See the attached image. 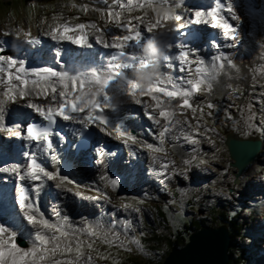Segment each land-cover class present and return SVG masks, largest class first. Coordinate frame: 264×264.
<instances>
[{
    "label": "snow or ice",
    "instance_id": "6c2138e0",
    "mask_svg": "<svg viewBox=\"0 0 264 264\" xmlns=\"http://www.w3.org/2000/svg\"><path fill=\"white\" fill-rule=\"evenodd\" d=\"M104 2L108 4V0H104ZM215 2L217 9L226 8L227 12L232 14V19H240L234 13L235 0H215ZM118 3V9L109 5L106 10L107 21L114 24L116 28L121 29L122 35L109 34L95 23L90 25L79 23L75 26L65 23L55 27L50 33L53 40L68 39L71 43L80 47H90L91 44L87 42L84 35L73 38L67 34L77 31L83 33L89 27L95 29L100 33L97 38L98 42L104 48L114 50L113 55L100 70H94L89 74L79 73L76 75H71L68 72L61 73L49 67L29 70L23 61L18 62L14 58L0 56V62H3V64H0V73H6V76L0 77V79H6L8 82L6 90L2 93L3 98L0 99V131H8L15 136L33 142L41 153H48L53 151L52 137L58 135L54 133V126L57 123V118H60L62 121L79 125L81 131L77 135L81 137L85 136V133L94 127L108 136H112L114 131L116 135L113 138L122 141L126 146L140 143V146L151 154L153 163L156 164L160 163L157 154L165 152L163 145L166 138L170 140L182 138L189 145L200 143V140L196 137L207 135V132L211 129L201 131L199 123L193 126L189 121L182 122L177 117L184 115L188 109L194 114L197 112V108L190 102L191 99L195 94L201 93L205 84L211 89L214 77L225 67L223 61H227L230 67L235 68V65L228 57H214L211 64L207 65L205 60L190 56L192 50L189 46L176 45L171 42L167 44L165 49L169 52L178 49V55L165 54L163 60L153 59L145 53L144 45L147 41L154 40L156 37H143L140 25L144 26V32L146 33L155 31L162 35L161 30L166 28L168 22L185 20L184 16L177 14L175 11L176 8L183 6L182 0L180 3H173V0H118ZM146 8L152 12V17L147 22H145V18L148 16ZM81 10L87 13L88 8L83 7ZM137 10L142 14L133 16L132 13ZM125 12L128 14V19L126 23H123L121 17ZM205 15L215 21L211 25L213 28L222 29L225 34L231 33L233 35L230 38H235L234 33L237 29L222 17H218L216 9L207 13L195 11L194 18L186 21L184 26H187L188 23L207 24L209 21L203 19ZM133 21L138 23L134 24ZM181 30V28H177L171 31L180 32ZM3 35L7 36L9 33L5 32ZM28 35L30 36V33ZM105 35H110V39H105ZM31 42L30 39L29 43ZM234 46V44L228 45V47ZM173 61L180 63L179 71L187 72L186 77H174L170 72L161 71L162 65L168 69L175 68ZM217 61H220V63L218 64ZM157 65L160 74L150 83H143L137 78V72L145 71ZM29 83L34 86L38 85L39 91L34 92L33 89L29 88ZM58 85L61 90L57 94ZM49 94H51L50 99ZM30 96L43 98L47 101L46 104L31 103L29 105L42 118L41 123L23 126V133L13 132L12 127L3 125L4 105L15 102L17 99H28ZM145 96L151 97L155 101L154 107L151 104H142L141 97ZM125 102L143 107L147 118L160 129L157 134L160 146L138 142L137 136L123 122L113 123L107 112H118ZM207 107L212 109L214 105L209 103ZM149 108L152 109V112L147 111ZM200 112L203 113V109H200ZM202 118L201 116L200 119ZM176 132H179L178 136ZM209 140H211L210 137ZM94 151L97 153V162L103 163L102 157L106 154L105 149L97 145ZM27 161L23 174H21L18 166L0 167V172L14 173L21 181H55L54 186L57 189L66 188L67 191L73 192L72 187H67L73 181L69 179L67 173L61 175L60 167L49 170L34 153L28 155ZM51 161L55 165L61 164L56 155L51 156ZM185 163L189 162L185 161ZM162 167L166 169L168 164L165 163ZM164 174L162 171L161 175ZM100 179L113 188L119 184V181L115 178L110 180L107 174L101 175ZM38 190L39 185L37 186ZM74 195L90 201L98 199V197L92 195L84 196L79 190L75 191ZM102 195L104 198H108L106 194ZM28 200L29 195L22 189L19 196V207L29 209V212L25 213L26 220L29 225L36 229L33 246L29 250L17 247L14 242L15 236L9 232L8 227L0 226V264H96L92 253L96 252L94 245L97 240L102 241L109 248L124 246V242L120 241L118 234L110 236L109 231L99 223L95 225L87 224V226L81 228L67 225L63 221L50 222L49 219L44 218L43 214L37 215L38 210L27 204ZM139 203L143 204L144 201ZM121 207L137 213L141 211L139 207H134L131 203H124ZM82 235H86L91 239L85 242L81 239ZM5 236L8 237L7 240L4 239ZM117 241L120 242L117 243ZM130 243L139 245L140 242L139 240H133ZM96 259L106 261L110 259V255L100 252L97 254Z\"/></svg>",
    "mask_w": 264,
    "mask_h": 264
},
{
    "label": "rangeland",
    "instance_id": "374dc122",
    "mask_svg": "<svg viewBox=\"0 0 264 264\" xmlns=\"http://www.w3.org/2000/svg\"><path fill=\"white\" fill-rule=\"evenodd\" d=\"M102 2L103 4H105L104 0ZM35 3L37 2H34V0H0V26L6 25L7 27L3 28L5 30L11 29L12 34L10 36L13 38L16 37L18 39L20 37L15 32V30L19 32L20 29L26 28V25L28 28L34 27V29L39 30L40 37H44L46 40H48L51 37V31L55 27L59 26V23L63 24L62 22H59V20L61 21L63 15L66 16L67 20L72 17L71 15H75L77 18L82 17L81 15L96 16V18L88 20L89 22H91L90 24L96 23L95 21H104L106 24L107 21V13L103 9H100L101 14L105 17L104 20L103 16L97 13L96 8L98 7V5L96 4L83 5L81 9L83 7H87L88 11L87 13L81 12V15H79L76 13V8L74 6H71L73 0H45L41 4L43 5V8H40V3L38 4L39 6L35 7ZM46 5L48 7L45 8ZM114 7L118 8L119 6L116 4ZM58 8L60 9L59 11H57ZM254 8L255 10L259 11L262 10V0H258ZM251 10L252 13H254V17L258 15L257 12H254L253 8H251ZM126 17L127 16H125V18ZM133 23L137 24L138 22L133 21ZM102 24L104 23H101L100 27ZM106 26L112 27L114 26V24L111 25V23H107ZM140 26L143 27V25ZM240 30L244 32V28H241ZM246 30L247 29H245V31ZM260 31L261 29H259L257 33L258 39H260L258 43H260L261 46H259L257 50L251 49L250 51H246L244 53V51L238 47L235 51V56L239 55L250 59V75L247 77L245 72L240 69L239 74H231L230 76H225L226 82L224 83L223 91H226L228 88L227 95L224 96L221 100L220 112L218 113L219 118H213L212 123L214 124L212 125V127H208V122L210 121V119L207 116V112H199L198 114H195L196 116H198L196 117L195 115H193L191 110L188 109L186 110L184 115H179L177 117L182 122L187 120L193 126H195L196 121H193V119H200V117L202 116L203 118L198 121V123L201 125V131L205 129H211V131H208L207 135L197 136L196 138L200 140V143L197 145L187 146L185 144L186 142L184 141L183 146H176L177 142L182 143V138L176 140V142H172V145L175 146V149L172 150L174 152V160L170 170L172 171L171 174L174 175L171 176L170 179L175 180L174 185H176V188L173 189L175 197L173 199L174 201L172 202L174 203L171 204L169 208L160 206V208H158L157 202L148 203V208L146 209L145 207L141 206L143 210L141 208V211L139 213L130 210L132 213L136 214L134 224L132 225L131 222L127 224L126 220H128V218H125L124 220L121 216H119V223L121 226L119 227L118 231L115 230L114 232H112V234L109 228L104 227L109 231L110 236L118 234L120 237V241L124 242V246L119 248L113 246L109 248L108 245H104L102 241L97 240L96 244L94 245L96 248V252L92 253L96 264H158L161 260H165L172 249L168 247V241L166 240V237H169L171 235L174 236V234H176L177 232L182 233V231L186 234V236L189 237V235L196 230L195 228H184L185 222L191 223L193 219H199V217H213L211 209H209L208 207L213 204L223 202L227 207H229L235 203L242 202L244 195H249L251 191L253 192L255 190V188H252L251 186L254 185L253 183L255 181H264V150L259 155V160L252 163L245 170L243 175H241V177L243 178V183L242 178L240 179V182L235 183V177L233 175L234 169L230 166L231 159L227 147L224 143L226 134L229 132H235V134H239L243 138L263 136L264 139V117H262L264 103L261 102L264 99V45H262L263 42ZM162 32H164V29H162ZM69 34L70 33H68L67 35ZM262 34L264 35V31H262ZM97 35H100V33ZM10 39H8L7 42H1V48H5L6 50L9 49L8 46L10 45ZM25 42H29V40ZM250 48L252 47L250 46ZM256 93L258 94V96L256 95ZM30 98L31 96L28 99H24L21 104H23V102H26L29 105V102L33 103L30 101L31 99H37L35 96H33V98L31 99ZM148 99L155 106V101L152 100L151 97H149ZM16 101L14 102V105L8 108L6 111L10 112L11 110H19L18 106L21 104H17ZM28 105L26 106L29 108L30 106ZM130 105L131 108L136 109V104L131 103ZM137 107L140 109L139 105H137ZM145 115L146 114L144 110V116ZM134 117V114H131V118ZM140 118H142L141 115L139 119ZM6 120L7 117H4L5 124L10 122ZM185 128H187L186 125ZM176 135L178 136L179 132H176ZM209 137L211 138V140H209ZM3 144L7 143L4 142ZM138 146L142 148L140 145ZM7 150L10 151L9 148H7ZM139 151L143 152V150ZM158 155L160 160H172V158L168 155L161 153H158ZM165 156H167V159ZM185 161H188L189 163H185ZM146 163L147 165H149L150 159H147ZM119 166L120 169H123L122 164H119ZM201 176L203 177L199 178ZM161 179H163V177H161ZM187 180L193 182L188 185ZM13 182H15V179L11 183ZM244 183L245 187L242 188L241 186H243ZM9 185L11 186L12 184ZM54 185L55 184H53L51 188L55 187ZM170 188H172V185L169 187V190ZM181 188H184L186 190H183ZM229 188L233 189V192L231 194L229 193ZM55 190H57V188ZM73 190L75 189L73 188ZM44 191V198L49 196L50 199H55L51 195V192L47 190L46 185H44ZM81 191H83L86 196L90 195L88 194V192H85L84 188L81 189ZM36 193H38L37 190ZM77 197L78 196H67L66 198L77 199ZM253 197L256 201H252L251 207H248L245 203H241L240 207L247 210H252L253 208L261 209L263 204V201H260L261 197L256 194H254L251 199ZM112 198L113 200H116V195L113 194V197L111 196V199ZM57 199L61 198L57 197ZM76 201H78V199ZM109 204H111V201L107 199L103 200L101 203V205L103 206H109ZM243 204L245 206H243ZM83 205L88 206L84 202ZM83 205H81V207L79 208H82ZM136 206L137 204H135V207ZM71 207L73 208L78 206L71 205ZM121 210L125 211V209ZM98 211L101 212L102 209L99 208ZM1 217L8 218L9 221H6L8 225H5V227H8L10 233L14 234L17 232V229H20L19 225H17L18 228H14L12 226V224L10 223V216L5 213L2 204H0V218ZM14 217L18 220V215L14 214ZM59 221L60 220H58V222ZM263 221L264 215L261 214H253V216H249L244 212L239 215L237 222L239 224H243L245 227H249L250 229V231L248 230L244 234L246 236L245 240L237 239L239 244L242 243V245L244 244L245 247L246 245H248L246 247V249H248V252L245 253L243 262H241L240 264H264V238H260L263 244L258 248V245L255 244L256 235L254 233L256 231H259L260 229L262 230V226L260 225ZM2 223L3 221L1 220L0 224L2 225ZM78 223H80V219L77 220V222L73 226L80 227ZM96 223L97 220L93 222L94 225ZM206 223L210 224V222ZM9 224H11V226ZM126 224L127 226H125ZM24 229L26 230V228ZM33 231H35V228L32 227V231L24 235V239L27 240L28 244L25 248L22 249L29 250L33 246ZM127 234H129L130 236L129 240L126 241L124 235ZM156 235L157 237H165L163 238L162 244L156 245L155 240H153ZM6 238L8 239L7 236ZM81 239L87 242L91 238L86 235H82ZM133 240H139V245L130 243V241ZM120 241H117V243H119ZM16 245L17 247L21 248L17 243ZM154 245L156 249H154V251H149V249ZM241 247L242 246H240V248ZM100 252L109 254L110 259L106 261L96 259L97 254Z\"/></svg>",
    "mask_w": 264,
    "mask_h": 264
},
{
    "label": "bare ground",
    "instance_id": "6f19581e",
    "mask_svg": "<svg viewBox=\"0 0 264 264\" xmlns=\"http://www.w3.org/2000/svg\"><path fill=\"white\" fill-rule=\"evenodd\" d=\"M103 1V0H102ZM101 1V3H103ZM240 6L236 9V12H237V14H239V15H242V14H244V13H248V12H250L251 14H252V16L250 17V18H248L247 19V21L246 20H244L243 18H240L238 21H239V23H240V29L241 28H244V31H245V29H250V36H248V40L250 41V42H254L255 40L256 41H260V39H258V30L259 29H261V38H262V36H263V34H262V31H264V14H263V12H264V9H263V6H264V0H262V10H255V6L253 7V6H251L250 4H246L245 2L246 1H248V0H235ZM117 5L119 6V3H117ZM251 8H253V10H254V12H257V14L258 15H256L255 17H254V13H252V10H251ZM60 9L58 8L57 9V11H59ZM146 10H147V8H146ZM100 17V16H99ZM126 18H128V17H126ZM48 22V21H47ZM59 22H62L63 23V21L61 20H59ZM95 22H97L99 25H98V27H100V24L101 23H104L105 24V22L104 21H102V22H100V21H95ZM47 24V23H46ZM104 24H102L101 25V28H103V29H105V32H107V33H109V34H113V33H115V34H123L122 33V31H121V29H118V28H116L115 27V25L114 26H106L107 25V23L104 25ZM175 23L173 22V21H170V22H168L167 23V26H166V28L164 29V31H166V30H168L169 28H171L173 25H174ZM59 25H61L60 23H59ZM112 25V24H111ZM244 26V27H243ZM3 27H7L6 25H3V26H0V43L1 42H7V40L8 39H10V35L12 34L11 33V29H7V30H5ZM26 28H22V29H20V31L18 32L17 30H15V32L19 35V39L18 40H20V41H22V42H25V41H27V40H30V39H32V38H35V40L34 41H32L31 43H30V49H31V51L30 52H24V53H20V54H17L16 56H10V57H7V56H5V55H3L4 57H6V58H14V59H17L18 61H22V59H23V55H26L27 56V58L29 59V58H33L34 57V59H33V62H32V64H29V65H39V64H41V59H40V57L42 56V55H44L45 54V52L44 51H46V52H48L49 53V50H48V47H47V45L48 44H51V42L52 41H54L51 37L48 39V40H46V45H45V47L43 48V49H39V46H38V40L39 39H41V38H44V37H40L39 36V30H37V29H34V27L33 28H28L27 27V25L25 26ZM9 30V31H8ZM107 30H110V31H107ZM53 31V30H52ZM51 31V32H52ZM140 31L142 32V34L143 33H146V32H144V26L142 27V26H140ZM162 31V30H161ZM5 32H7V33H9V35H7V36H5V35H3V33H5ZM30 33V36L28 35ZM97 34H99V33H97ZM96 34V36H95V40H96V43L98 44V45H100V46H102V44H100L99 42H98V40H97V38H98V36L99 35H97ZM146 34H148L149 36H151V35H153V34H157V32H153V33H146ZM11 38H13V37H11ZM28 38V39H27ZM105 39H110V35H105V37H104ZM24 39V40H23ZM50 40V41H49ZM36 41V42H35ZM153 44H157V42H156V39H154V40H152L151 41ZM10 43H11V41H10ZM36 43V46H34V44ZM11 46L12 45H9L8 47L9 48H11ZM103 47V46H102ZM133 47H135L134 45H133ZM84 48V52H86V47H83ZM105 49V48H104ZM80 50V48L79 47H76V46H74V45H72L71 44V46H70V50H69V52H67V54H66V56H65V61H68L69 59H70V57L72 56V54H71V52H77V51H79ZM0 51H2V53H5V54H9L8 53V51H9V49H5V48H1V46H0ZM83 52V53H84ZM31 53V54H30ZM23 54V55H22ZM98 55H101V51H99L98 52ZM148 55V54H147ZM9 56V55H8ZM21 56V57H20ZM29 56V57H28ZM84 56H85V54H81V56H80V58H81V60L83 61V58H84ZM109 56H107V58H108ZM211 58H214L213 56H210ZM239 60H240V57H237ZM81 60H79V61H81ZM239 60H237V61H239ZM58 61V60H57ZM255 61V60H254ZM25 62V61H24ZM82 63V62H81ZM0 64H3V62H0ZM28 65V66H29ZM6 66V65H5ZM226 66V65H225ZM227 67H228V71H227V74H232V72H233V74L235 73V70H237L238 71V74H239V72H240V68H233V67H230V66H228L227 65ZM14 71V70H13ZM163 72H170L171 74H172V71H171V69H168V68H166V67H164L163 66ZM138 75V79L141 81V82H143L144 83V80H143V74H137ZM4 76H6V73H0V77H4ZM216 76H221L223 79H224V81L226 82V78H225V76H223V75H220V72H218L217 74H216ZM154 79V78H153ZM1 81H0V88L1 87H4V86H6L7 85V80L6 79H0ZM224 82V83H225ZM223 83V84H224ZM223 84H221V86L223 85ZM58 91V90H57ZM59 92V91H58ZM156 95H160V94H156ZM51 98V94H49V99ZM142 98H145V99H142ZM31 99V98H30ZM24 99H19V100H17L16 102H17V104H21L22 103V101H23ZM141 100H142V103L143 104H151V105H153V107H154V104L148 99V98H146V97H141ZM31 102H33V103H41V104H46L47 103V101H45L43 98H37V99H31L30 100ZM8 105H9V103H7ZM31 103L29 102V105H30ZM131 103H127V102H125V104L124 105H122L121 107H120V109H122L123 107V110L125 109V108H127L128 106H129V108H130V110H131V105H130ZM14 105V102L11 104L10 103V107H12ZM28 105V104H27ZM28 105V106H29ZM5 106H7V105H4V107ZM9 106H7V107H5V109H4V113H6L5 114V118L7 117V120L6 121H10V122H8L7 124H5V121H4V119H3V125L4 126H8V125H10L11 124V122H14V121H11V120H9V114H12V113H17L16 111H18V112H21L22 110H21V108H19V110H11L10 112L9 111H6L8 108H10ZM27 107V106H26ZM151 108H149V109H147V111L148 112H151ZM120 114V113H119ZM135 114V113H134ZM18 116V115H17ZM18 118V117H17ZM130 118H131V116H130ZM133 119H131L129 122H131ZM99 136L101 137V138H104V137H109L108 135H105L104 133H99ZM13 137H16V138H19V136H15V135H13L12 136V138ZM7 143V144H3V143ZM6 145H7V148H9L10 149V151H8L7 150V148H6ZM0 147H1V149H2V151L1 152H7V153H11V151H12V149L14 148V144L12 143V142H8V141H5L2 137L0 138ZM162 154V153H161ZM131 156L132 157H138L139 156V153L136 151V150H132V152H131ZM159 156V155H158ZM162 156V155H161ZM166 157V159H167V156H165ZM0 159H1V157H0ZM169 160V159H168ZM167 160V161H168ZM119 164H121V163H118V164H114V165H112V168H107L108 170H112V169H116V170H122V169H120L119 167ZM147 164L143 161V166L145 167ZM114 166V167H113ZM21 168V166H19V169ZM140 170L138 169V172H139ZM0 196L1 195H5V198H2V200H1V202L3 203V205H2V207L5 205V206H8L9 205V207L11 208L12 207V203H13V198H12V195H11V187H12V185L10 186L9 184H12L11 182L12 181H14V179H15V181H17V179H18V176L16 175V174H14V173H6V174H3V176H2V174H0ZM121 178H123V176H121ZM90 181H93V179L92 178H90ZM94 182H98V179L97 178H95L94 179V181L92 182V183H90V184H88L87 186H90V185H92ZM56 182L55 181H45V182H42V184H43V187H44V185H46L47 186V190H49L50 192H51V195L55 198V199H57V197H63V198H66L67 196H69V197H71V196H76V195H74V192L75 191H77V190H79V191H81V189H83L82 187H77L76 185H74V184H71V185H67V186H71L72 188H74L75 190H73V192H69V191H67L66 190V188L65 189H57V190H55L56 189V187H53V188H51L52 187V185L53 184H55ZM85 187V188H88V187ZM254 187V185L252 186V188ZM84 188V189H85ZM44 189V188H43ZM94 189H96V187H94ZM84 191V190H83ZM83 191H81L82 193H83V195L84 196H86V194H84V192ZM45 192V191H44ZM44 192L43 193H41V192H38V193H36V189L34 190V194L35 195H38L39 193H41V195H43L44 194ZM85 192H88V194H90V195H92V196H96V194L94 193V191L93 190H91V189H85ZM148 192H152V193H154V192H156V190L154 189V188H152V189H150ZM113 194L114 195H116V199H117V194L116 193H114V192H111V191H108V193H107V197L108 198H106L107 200H109V201H111L112 202V200H113V198L111 199V196L113 197ZM64 195V196H63ZM67 199H69L70 201V204L71 205H73L74 203H73V201H74V199L75 198H67ZM78 199V201H76V204H78L77 206L78 207H73L74 209H78L79 211H82L83 209H85V208H87V206H85V205H83V202L84 203H86V205H93L94 203H102V201H100L99 199H97V200H87V199H84V198H81V197H78L77 198ZM79 200H82V201H79ZM96 201H98V202H96ZM80 202V203H79ZM71 205H70V208H72L71 207ZM81 205H83L82 206V208H79V207H81ZM74 206V205H73ZM101 207H103L104 209H107V208H109V206H111V204H109V206L107 205V206H103V205H100ZM34 209H36V208H34ZM13 210H14V212L16 213V215H18V220H19V222H18V225H19V230H18V232H20V231H24L25 233L27 232V231H29V230H31V228H32V226L31 225H29L28 224V222H23V221H21L20 220V217H19V214H17L18 212H17V209H15V208H13ZM117 213V212H116ZM118 214V213H117ZM123 214V216H125L126 214L125 213H123V212H120L119 213V215H122ZM3 221V223H2V225L0 224V226H5V225H8V223L6 222V221H9L8 220V218H3V217H1L0 218V221ZM10 226H11V224H9ZM24 228H26V230L24 229ZM19 234V233H18ZM4 239L5 240H7V238H6V236L4 237Z\"/></svg>",
    "mask_w": 264,
    "mask_h": 264
},
{
    "label": "water",
    "instance_id": "95a60500",
    "mask_svg": "<svg viewBox=\"0 0 264 264\" xmlns=\"http://www.w3.org/2000/svg\"><path fill=\"white\" fill-rule=\"evenodd\" d=\"M231 167L239 178L243 172L255 161L263 150L264 143L258 138L245 139L237 134H229L226 138ZM232 238L226 225L211 227L202 226L193 232L183 247H172L163 264H229ZM25 247V242L20 241Z\"/></svg>",
    "mask_w": 264,
    "mask_h": 264
},
{
    "label": "trees",
    "instance_id": "16d2710c",
    "mask_svg": "<svg viewBox=\"0 0 264 264\" xmlns=\"http://www.w3.org/2000/svg\"><path fill=\"white\" fill-rule=\"evenodd\" d=\"M240 210L238 209L235 213L233 214H229L227 211H221V212H217V209H215L213 211V214L211 218H204L202 220H198V219H193L191 221V223H188V225L186 224V229H199L202 225H206V222H210L211 225H226L229 229L231 238H232V246L230 249L231 255H232V259L230 261L229 264H240L241 262H243V257L246 253V248L241 247L239 245V242L237 241L238 238H242L244 240V234L247 231V229H245L244 225H240L237 222V217L239 216ZM218 217H217V215ZM234 215V217H232ZM232 217V218H231ZM185 224V223H184ZM163 238H165L164 236H160L157 237V235L154 237L153 240H155L156 245H160L163 242ZM246 238V236H245ZM166 240L168 241V247L172 248L174 246L177 247H182L185 245V243L188 240V236H186L185 233H176L174 234V236H169L166 237ZM154 249H156L155 245L153 247H151V250L154 251ZM251 251V250H250ZM167 256V254H166ZM163 260H161L159 263L162 264ZM158 263V264H159Z\"/></svg>",
    "mask_w": 264,
    "mask_h": 264
},
{
    "label": "clouds",
    "instance_id": "9594fccd",
    "mask_svg": "<svg viewBox=\"0 0 264 264\" xmlns=\"http://www.w3.org/2000/svg\"><path fill=\"white\" fill-rule=\"evenodd\" d=\"M147 54L155 60H163L164 51L163 47L158 44H153L151 41L148 43V47L146 49ZM160 74L159 66H154L152 68L147 69L143 74L144 83H150L154 77H158Z\"/></svg>",
    "mask_w": 264,
    "mask_h": 264
}]
</instances>
